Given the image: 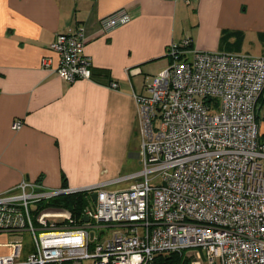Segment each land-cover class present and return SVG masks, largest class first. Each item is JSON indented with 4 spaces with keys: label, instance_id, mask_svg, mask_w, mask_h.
<instances>
[{
    "label": "built area",
    "instance_id": "2783aa9c",
    "mask_svg": "<svg viewBox=\"0 0 264 264\" xmlns=\"http://www.w3.org/2000/svg\"><path fill=\"white\" fill-rule=\"evenodd\" d=\"M130 18L117 10L100 31ZM88 39L80 26L58 33L50 45L57 63L45 57L43 65L69 82L91 79ZM191 42H173L169 66L136 95L142 169L78 188L23 179L0 193V233L27 232L33 244L24 256L21 236L0 243L9 249L0 264H153L184 250L193 264H264V55ZM73 193L87 199L79 216L48 204ZM94 228L114 229L103 236Z\"/></svg>",
    "mask_w": 264,
    "mask_h": 264
},
{
    "label": "crops",
    "instance_id": "0c3cea01",
    "mask_svg": "<svg viewBox=\"0 0 264 264\" xmlns=\"http://www.w3.org/2000/svg\"><path fill=\"white\" fill-rule=\"evenodd\" d=\"M120 9L130 20L100 31ZM78 26L92 77L69 82L43 59L56 64L51 43ZM250 32L264 34V0H0V193L23 179L78 188L122 175L140 163L136 95L169 66V46L243 52Z\"/></svg>",
    "mask_w": 264,
    "mask_h": 264
},
{
    "label": "rangeland",
    "instance_id": "374dc122",
    "mask_svg": "<svg viewBox=\"0 0 264 264\" xmlns=\"http://www.w3.org/2000/svg\"><path fill=\"white\" fill-rule=\"evenodd\" d=\"M243 43L246 46V48H248V50H245L243 52H237V53H245V54H252L255 56H261L264 55V34L262 35L261 33H257V32H250L247 33L244 38H243ZM195 48V47H194ZM224 52V51H223ZM150 74H154L156 75L155 71H149ZM260 132H264V123L260 124L259 126ZM140 169H142V166L139 162H135L133 166H131L128 169H125L122 172V175H126L129 174L128 172H135V171H139ZM114 228H94L93 230L97 233L100 234L101 231H103V236H109L111 234V231ZM23 238V246L22 247H18L17 250L22 252L24 256H26L29 252L32 251L33 248V244H32V238L31 235L29 233H24L22 235H17V234H3L0 235V242L1 243H5V242H10V241H15L18 240L19 238ZM184 253L186 255L187 258L191 259V263L193 264L195 261V256L193 254V251L191 250H184ZM200 264H208L207 259L204 257L203 259L200 260Z\"/></svg>",
    "mask_w": 264,
    "mask_h": 264
},
{
    "label": "trees",
    "instance_id": "16d2710c",
    "mask_svg": "<svg viewBox=\"0 0 264 264\" xmlns=\"http://www.w3.org/2000/svg\"><path fill=\"white\" fill-rule=\"evenodd\" d=\"M190 47H194L193 42L189 44ZM62 187H69L65 180ZM87 203V199L82 193H73L65 196H61L52 199L48 202L49 205L61 206L67 208L73 212L76 216L81 214L83 206ZM191 259L187 258L184 251L172 252L169 254H161L156 256L153 264H190ZM67 264V263H63Z\"/></svg>",
    "mask_w": 264,
    "mask_h": 264
},
{
    "label": "water",
    "instance_id": "95a60500",
    "mask_svg": "<svg viewBox=\"0 0 264 264\" xmlns=\"http://www.w3.org/2000/svg\"><path fill=\"white\" fill-rule=\"evenodd\" d=\"M92 198H93L94 202H96V201H97V194L94 193V194L92 195Z\"/></svg>",
    "mask_w": 264,
    "mask_h": 264
}]
</instances>
